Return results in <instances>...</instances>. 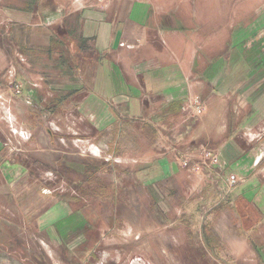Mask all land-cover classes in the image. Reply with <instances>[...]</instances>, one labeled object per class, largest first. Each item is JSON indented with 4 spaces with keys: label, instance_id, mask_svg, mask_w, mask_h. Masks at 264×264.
Masks as SVG:
<instances>
[{
    "label": "crops",
    "instance_id": "crops-1",
    "mask_svg": "<svg viewBox=\"0 0 264 264\" xmlns=\"http://www.w3.org/2000/svg\"><path fill=\"white\" fill-rule=\"evenodd\" d=\"M233 6L0 0V264H264V19Z\"/></svg>",
    "mask_w": 264,
    "mask_h": 264
},
{
    "label": "built area",
    "instance_id": "built-area-1",
    "mask_svg": "<svg viewBox=\"0 0 264 264\" xmlns=\"http://www.w3.org/2000/svg\"><path fill=\"white\" fill-rule=\"evenodd\" d=\"M98 5H103L107 2V0H96ZM17 93H19V88L16 87ZM189 102H188V108L191 110V112L195 115H200L203 112V106L201 104V102L199 100H197L196 98L193 97H189ZM191 156H193V154L190 153L189 154H184V153H180L179 154V160H181V165L187 168L192 169L193 171H199L201 169V165H211V164H217L218 163V159L216 157V155L208 148L205 147V149L201 150V153L199 155V158L202 160V162H204V164L201 163H194L191 160ZM228 184L229 187L233 188L236 186V183L238 181L237 176L235 174H231L228 179Z\"/></svg>",
    "mask_w": 264,
    "mask_h": 264
},
{
    "label": "rangeland",
    "instance_id": "rangeland-1",
    "mask_svg": "<svg viewBox=\"0 0 264 264\" xmlns=\"http://www.w3.org/2000/svg\"><path fill=\"white\" fill-rule=\"evenodd\" d=\"M224 2L226 4V8H230L233 3H234V6H233L234 8L237 9L240 7L243 23L255 17L253 10H251L252 7H255L257 9L259 18L263 17L264 19V16H263L264 0H224ZM236 3L240 4V6L236 7ZM258 24H260V33L264 32V21L262 19H259ZM262 35L260 36V39L264 41V33ZM3 204H4L3 206L5 207L6 206L5 203Z\"/></svg>",
    "mask_w": 264,
    "mask_h": 264
}]
</instances>
